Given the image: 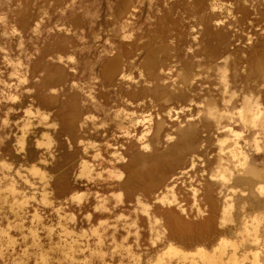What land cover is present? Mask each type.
<instances>
[{
	"label": "rangeland",
	"instance_id": "rangeland-1",
	"mask_svg": "<svg viewBox=\"0 0 264 264\" xmlns=\"http://www.w3.org/2000/svg\"><path fill=\"white\" fill-rule=\"evenodd\" d=\"M192 71L199 72L189 91L192 117L184 112L188 100L174 103L167 131L145 133L148 149L136 131L114 126L116 110L135 111L129 99L149 103L155 90L176 101L180 74ZM210 96L222 114L218 126L205 121ZM189 122L188 141L199 154L177 191L188 211L182 216L204 223L209 211L203 206L198 217L189 193L203 187L219 155L243 175L229 154L243 149L246 169L264 185V0H0V264H229L234 253L238 264H264V194L246 186L234 193L227 224L234 247L209 260L165 255L170 243L210 251L214 235L199 231L181 241L147 190L149 178L176 158L172 130ZM218 140H225L221 153ZM83 161L89 174L81 173Z\"/></svg>",
	"mask_w": 264,
	"mask_h": 264
},
{
	"label": "bare ground",
	"instance_id": "bare-ground-1",
	"mask_svg": "<svg viewBox=\"0 0 264 264\" xmlns=\"http://www.w3.org/2000/svg\"><path fill=\"white\" fill-rule=\"evenodd\" d=\"M148 69L151 70L150 68ZM169 71L170 72H167L166 74L168 76H173L174 73L171 70ZM163 72L164 71H161L160 73ZM151 74H154L153 71L149 72L148 74L149 77L151 76ZM198 74H199L198 71L196 72L192 71L190 73L183 72L182 74H180V80L178 83H181L182 90L180 91V93L174 94L176 101H172V98L164 99V96L159 92H155V90L154 92H152L153 97H150L149 103L144 102L143 104H139L140 101H142V99L144 98V96L142 97V99L137 100L139 103H137V101L129 99L127 101L129 103L127 104V106L131 107V105H134L133 109H135V111L128 114L127 113L128 110L126 111L123 108L116 110L112 119L114 122V126L117 129H119V131H136L135 137L139 142L141 148L148 149L149 145L151 144L150 143L151 137L149 136V134L147 135L145 133H148L149 131H155L154 132L155 136L158 138L161 131H167L165 125H166V121L172 117V111L174 110V106L172 105L174 103L182 105V104H186V101L188 100L190 103H188L187 106L188 109H186V111L184 112L186 115H188L189 118L192 117L195 108L194 106H192L191 103L196 101H195V95L193 96V94H190L189 91H191L193 82L195 81L197 82V80H195V77ZM122 76L129 78V76H126L124 74ZM227 77L228 76L224 72L222 74V79H223V87L225 90L228 87L227 82H225L227 81L226 80ZM175 85H177V83H175L172 87H174ZM185 89L187 93H185ZM183 90L184 92H182ZM160 98L164 99V102H161ZM207 100L209 103L207 105L208 110H207V118L205 121L208 125H210V120H213L215 125L218 126L222 121L221 120L222 114H220L218 110L217 101L214 97L211 96L208 97ZM250 103H251L250 100L245 98L243 107L248 113L252 112L251 107H253V105ZM151 109H153V111H151ZM124 110L126 112H123ZM139 111H140V115H137ZM254 115L256 116V114ZM91 116L93 115H89L88 118L91 119L92 118ZM81 117H82L81 115L79 117L78 115L75 116V118L78 119L80 118L79 120H82ZM252 120H254L253 117ZM91 121L94 122V120ZM174 124L175 123H173V125ZM192 124L193 123L189 122L188 123L189 126L186 128L185 127L183 128V126L182 127L179 126L176 129L172 130V131H177L176 134H177V138L179 139L178 145H176V147L174 148L176 152V156H175L176 158L173 159L172 163H170L166 171L164 169L161 171L160 175H156L149 178L150 183L147 187V190L149 194H153L152 200L160 204L159 206L163 208L160 215H161V219L164 221V224L170 231H172L175 235H177L181 241L184 242L188 239L189 241H191L192 239H194L193 233L199 231L206 232L209 234L214 233L213 236L208 237L206 240L207 248L211 247L210 251H208V249L206 248L204 249L202 247H199L198 244H201L202 240L198 239V240H193V242H191L192 246L198 245L197 250L192 253L185 252L183 251V249L182 250L179 249L180 247L177 248L172 243H170L169 245L167 244L168 246L165 251L166 253L164 252L165 255L173 256V257L181 256L183 258H187L189 256L199 257L202 260L204 259L209 260L210 258L217 259L215 257L224 254L226 248L229 245L234 247L235 244V241L233 242L230 241L228 238H225L226 231L228 230L227 224L232 221V217L230 214L232 209L234 208V200H233L234 193H236V190L239 187L246 186L247 189L253 190L257 194H264V185L262 184L259 185L262 178L256 171L246 169L247 166L249 165L244 160V158H246L245 157L246 154L244 155L243 149L242 151H237V147H235L236 150H230L229 152V154L232 155V160L235 159L234 164H232L234 165L233 169L237 170L238 172L244 170L243 175H236L235 172H232V170L229 169L230 167L228 168V166L226 167L225 165L221 164L219 162L221 156L219 155L217 157V161L219 165L215 166L210 173L207 172L206 176L204 175L202 176L204 179L203 187L200 188V187L192 186L191 191L189 193L192 200V206L195 208L194 211L196 212L198 217L203 216L202 214L205 212L203 206L207 207V211H209V215L206 218H204L206 219L204 223H192L187 221L182 216V215L188 216V211L185 208L186 204H184V200L180 197L177 191L178 190L177 181L180 177L179 175L183 174L186 168L189 167L190 169H193L197 162L196 157L198 156L199 152L196 149L194 150L192 144H190L188 141L190 134L192 135V133H194L195 131L194 127H192L193 126ZM139 131H142L143 133L140 134ZM166 135L168 138L174 137L173 134H166ZM218 141L220 143L218 147V152L221 153L226 147V146L224 147L225 140H218ZM253 141H255V138ZM20 145L22 146L23 144ZM239 154L241 155V158H238ZM145 157H147V154L145 152L142 154L141 153L135 154L133 157H131L129 165H127V167L130 168L137 161L142 160ZM221 162H225V161L222 160ZM231 162L233 161H230V163ZM81 173L82 174L90 173V168L86 161H83L81 163ZM240 191L244 192L243 190ZM136 200L138 203H141L139 197H137ZM201 202H203V204H201ZM138 205L140 206V204ZM143 206L144 208H150L147 207V205L146 207L145 205ZM158 220L159 219L156 217V222H158ZM253 220L258 223L259 218L255 216ZM252 228L253 231L256 233L257 226L253 224ZM249 231H251L250 224H248V222H245L244 233L246 235H249ZM158 233L156 232V237ZM244 238L245 237H243V239ZM169 239L171 238L169 237ZM214 261L212 260L211 263H214ZM215 263L219 264L218 262ZM229 264H238L235 253L232 254Z\"/></svg>",
	"mask_w": 264,
	"mask_h": 264
}]
</instances>
